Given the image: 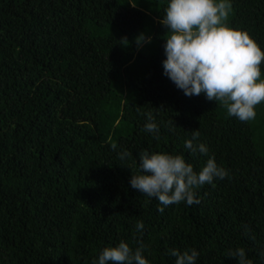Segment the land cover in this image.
I'll return each instance as SVG.
<instances>
[{"label":"trees","instance_id":"obj_1","mask_svg":"<svg viewBox=\"0 0 264 264\" xmlns=\"http://www.w3.org/2000/svg\"><path fill=\"white\" fill-rule=\"evenodd\" d=\"M133 2L0 0V264H92L121 240L149 264H174L172 248L237 264L238 247L264 264V103L240 122L185 96L163 75L166 0ZM227 23L264 50V0H231ZM141 33L152 40L138 47ZM193 132L229 174L196 189L199 204L160 211L130 186L138 152L183 154L199 171Z\"/></svg>","mask_w":264,"mask_h":264},{"label":"clouds","instance_id":"obj_2","mask_svg":"<svg viewBox=\"0 0 264 264\" xmlns=\"http://www.w3.org/2000/svg\"><path fill=\"white\" fill-rule=\"evenodd\" d=\"M132 6L136 2L128 0ZM231 0H166L159 23L164 33L163 75L187 97L203 94L209 101L221 102L227 114L240 122L254 120L256 106L264 103V76L261 64L264 50L246 31L237 30L228 23ZM152 37L143 33L137 36L140 47L150 43ZM143 130L159 139L160 126L147 115ZM171 130V129H170ZM115 149L116 145H112ZM184 148L192 154L208 157L204 165L195 170L183 154L163 151L138 152L140 173L130 177V186L142 195L156 199L163 211L169 205L181 202L186 206L199 204L196 189L215 180H223L228 170L208 156V146L193 132L184 141ZM121 160L132 154L127 150L118 153ZM144 223L135 224L137 232L144 230ZM245 226V234L249 233ZM174 264H197L199 251L195 248L169 249ZM264 255V251L261 252ZM237 264H252L242 247L228 252ZM92 264H149L143 247L133 249L124 240L115 246L104 247Z\"/></svg>","mask_w":264,"mask_h":264}]
</instances>
